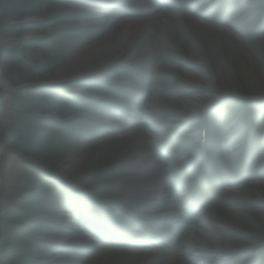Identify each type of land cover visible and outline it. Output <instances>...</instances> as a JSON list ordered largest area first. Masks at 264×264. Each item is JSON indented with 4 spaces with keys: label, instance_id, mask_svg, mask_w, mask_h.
<instances>
[{
    "label": "rangeland",
    "instance_id": "374dc122",
    "mask_svg": "<svg viewBox=\"0 0 264 264\" xmlns=\"http://www.w3.org/2000/svg\"><path fill=\"white\" fill-rule=\"evenodd\" d=\"M241 1L175 0L184 23L194 12L212 21L240 22L247 41L245 57L234 53L235 39L223 28L211 29L212 49L202 63L191 55L192 37L179 29L165 33L154 67L156 80L151 82L155 91L146 94L137 87L136 73L151 59L137 51H120L117 67L75 83H40L39 77L55 75L67 65L72 45L96 40L111 19L92 27H70L71 14L55 11L71 0H0V264H91L112 246L124 250L107 264H145L155 251H167L155 239H170L168 222L152 211L135 209L133 202L122 203L130 190L136 199L143 197L140 175L148 165L119 157L132 147L144 148L145 155L154 156L155 167L182 180L187 191L178 193L179 206L193 195L204 205L214 204L206 262L201 263L264 264V194L255 189L264 183V0H251L242 19L236 12ZM114 5L136 16L150 13L148 0L100 2L113 11ZM44 7L49 16L36 26L31 17ZM33 31L44 33L34 37ZM221 61L233 89L223 86ZM193 66L196 83L186 78ZM201 128L207 133L204 143ZM237 131L239 138L231 139ZM105 139L111 142L96 147ZM34 141L39 149L29 155L24 149ZM74 157L84 158L82 173L58 175ZM24 159L56 175L47 178ZM203 178L210 187L233 178L251 191H205L204 184L198 185ZM64 217H72L74 224L65 223ZM125 220L124 230L120 224ZM139 227L147 231L141 237L135 236ZM71 228L76 235L85 228L92 233L87 242L80 237L68 246L52 243ZM57 248L70 251L51 260Z\"/></svg>",
    "mask_w": 264,
    "mask_h": 264
},
{
    "label": "bare ground",
    "instance_id": "6f19581e",
    "mask_svg": "<svg viewBox=\"0 0 264 264\" xmlns=\"http://www.w3.org/2000/svg\"><path fill=\"white\" fill-rule=\"evenodd\" d=\"M84 3H64L56 8V14H64L70 17L69 22L70 27H89L94 25L103 24L104 19L110 18L111 21L108 23V28L105 33H103L99 38L93 41H84L72 45L67 53V65L58 71L55 75H47L44 77H39L37 80L40 83L47 84L50 86L61 85L68 81H77L82 77H91L92 75L101 72L108 71L117 67L120 59L117 54L120 51L124 53L138 52L140 56L147 57L151 59V62L145 65L141 71L137 72V87L145 89L144 93H150V91H155L153 88L152 81L156 80L154 67L155 63L160 57V52L162 49V44L166 41L165 33H174L176 29L183 32L185 37H192L194 43L191 50V55L195 61L199 63L204 62L205 56L209 55L212 49L211 42V27L219 26L221 28H228L231 33H228L229 37L235 39L234 53L237 56L245 57L244 45L247 44L245 41V32L241 30L240 22L234 23L228 19L219 21H212L207 15L201 12H194L188 17V22L184 23L182 21V14L175 6L174 3H170L168 7H163L160 10L157 2L148 0L150 13L145 16H136L130 11L126 10H109L100 7V2L103 0H83ZM123 1V0H117ZM251 5V0H242L238 3L236 12H238L241 19L247 12L245 11ZM249 9V8H248ZM247 9V11H248ZM49 14L45 7L40 11V13L33 15L31 20L34 21L35 25L38 26L42 21L47 20ZM44 32H32V36H40ZM203 56L201 59L199 58ZM31 57H35L32 55ZM98 59V62H95ZM224 79L226 83L223 84L225 89H233L234 87L230 83V76L228 75V70L225 61H221V67ZM196 67L193 66L188 70L186 78L191 83L198 82V76L195 74ZM231 85V86H230ZM154 100L157 99L156 96L153 97ZM105 118V117H104ZM108 120V119H107ZM110 124L111 120L107 121ZM234 127L237 129L238 124L234 123ZM231 127L230 130H234ZM241 131V130H239ZM239 138L238 131L231 136V139ZM140 141V139L138 138ZM134 139V142H138ZM110 140H103L102 143L96 145V147L106 146L109 144ZM89 146L88 148H91ZM222 149V147H221ZM90 150V149H88ZM74 153V148L70 150ZM86 151V150H85ZM89 151H86L88 153ZM145 149L143 151L138 147H132L120 154V159H127L133 161V163L144 167L146 170L140 175V180L143 182L141 187L143 190V197L136 199L133 196V190L128 191L127 197L122 202L123 204L128 202H133V207L140 210H151L153 216L165 219L168 222L169 231L173 230L174 234L182 230L181 232L190 233L189 237L185 238L183 242V249H187L186 252L180 251L173 242H171L170 247L167 251H155L154 254L149 255L145 260V264L149 261L159 260L161 264H195V258L204 255V249L207 246L209 236V229L211 228L212 211L208 209H202V213L189 219L184 211L179 209L177 202L179 198L175 196V191L173 190L174 181L170 175L160 168L155 167L153 163L155 159L152 154L151 156L145 155ZM147 152V151H146ZM85 153V154H86ZM152 153V152H151ZM264 156V152L262 153ZM72 158V156H71ZM75 161L72 164H63L59 170L58 175H69L74 174L75 177L82 173L83 167L81 165L83 157H74ZM150 162V163H149ZM149 163V164H148ZM262 179L264 180V173H262ZM234 179L228 178L226 180L225 186L234 188L235 194L242 195L244 192L251 191L246 183L237 185L233 182ZM260 188H255L257 193L264 194V183L259 185ZM185 191V190H183ZM182 191V192H183ZM262 191V192H259ZM79 201V199H77ZM238 204V203H237ZM237 206V205H236ZM79 208V205H77ZM94 217V216H93ZM95 220V218H93ZM72 217H64V222L73 225ZM189 222L188 226H184L179 229L180 225ZM72 232L62 235L57 234L54 242L55 244L71 245L75 241L83 239L85 242L87 234L92 233L90 228L82 229L76 235V230L71 228ZM101 231V228L98 229ZM177 231V232H176ZM139 232V231H138ZM171 235L173 233L171 232ZM170 235V236H171ZM180 244V242H179ZM255 245V244H253ZM124 247H116L107 252H103L93 257L91 264H107L112 258L123 253ZM222 253H226V248L222 247ZM57 253L55 256H51V260H55L58 255L63 252H69L70 249L57 248ZM193 254L192 257L188 258L187 254ZM134 263L136 262L137 253H133ZM206 262V259H201V261ZM198 261V264H204ZM153 264V263H151Z\"/></svg>",
    "mask_w": 264,
    "mask_h": 264
},
{
    "label": "trees",
    "instance_id": "16d2710c",
    "mask_svg": "<svg viewBox=\"0 0 264 264\" xmlns=\"http://www.w3.org/2000/svg\"><path fill=\"white\" fill-rule=\"evenodd\" d=\"M34 138L38 139V137ZM37 149H39V144L37 143V141H34V143L29 142V145L25 147L24 151L29 155H35V153L38 151Z\"/></svg>",
    "mask_w": 264,
    "mask_h": 264
},
{
    "label": "water",
    "instance_id": "95a60500",
    "mask_svg": "<svg viewBox=\"0 0 264 264\" xmlns=\"http://www.w3.org/2000/svg\"><path fill=\"white\" fill-rule=\"evenodd\" d=\"M112 3H114V2H112ZM112 7H117V5H114V6H112ZM25 160V162H28V163H30L36 170H38L40 173H42L44 176H46V177H48V178H50V177H53V176H55L56 174H54V173H48V172H46V170L45 169H43V168H41V167H38L37 165H36V163H32L31 161H29V160H27V159H24Z\"/></svg>",
    "mask_w": 264,
    "mask_h": 264
}]
</instances>
